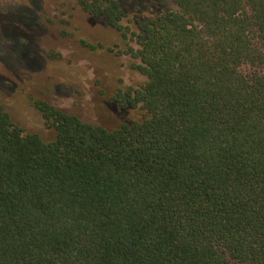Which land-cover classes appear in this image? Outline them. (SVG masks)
<instances>
[{
    "label": "trees",
    "instance_id": "16d2710c",
    "mask_svg": "<svg viewBox=\"0 0 264 264\" xmlns=\"http://www.w3.org/2000/svg\"><path fill=\"white\" fill-rule=\"evenodd\" d=\"M74 2L127 37L123 0ZM159 4L131 0L145 81L111 99L141 116L37 101L44 142L0 105V264H264V0Z\"/></svg>",
    "mask_w": 264,
    "mask_h": 264
},
{
    "label": "rangeland",
    "instance_id": "374dc122",
    "mask_svg": "<svg viewBox=\"0 0 264 264\" xmlns=\"http://www.w3.org/2000/svg\"><path fill=\"white\" fill-rule=\"evenodd\" d=\"M123 1L127 37L74 0H0V105L26 133L44 142L55 137L37 101L108 130L141 116L111 102L118 90L145 81L128 52L137 48L139 15L150 13ZM159 1L173 7L175 0Z\"/></svg>",
    "mask_w": 264,
    "mask_h": 264
}]
</instances>
